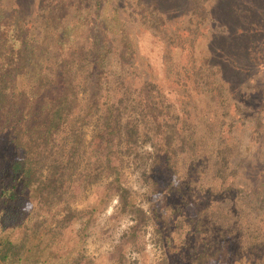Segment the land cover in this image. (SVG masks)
Listing matches in <instances>:
<instances>
[{"label":"rangeland","instance_id":"obj_1","mask_svg":"<svg viewBox=\"0 0 264 264\" xmlns=\"http://www.w3.org/2000/svg\"><path fill=\"white\" fill-rule=\"evenodd\" d=\"M0 10L22 20L43 74L61 47L82 62L72 72L82 91L125 96L135 137L112 160L129 201L149 216L131 231L137 215L121 210L113 176L68 183L69 225L53 228L62 198L24 203L29 227L48 236L23 264L51 251L64 258L77 240L93 264H194L201 251L214 257L207 264H264V0H0ZM104 31L97 66L91 49ZM91 130L86 155L106 160ZM167 134L177 152L155 161L153 142L165 147ZM222 156L224 181L215 175Z\"/></svg>","mask_w":264,"mask_h":264},{"label":"trees","instance_id":"obj_2","mask_svg":"<svg viewBox=\"0 0 264 264\" xmlns=\"http://www.w3.org/2000/svg\"><path fill=\"white\" fill-rule=\"evenodd\" d=\"M12 13L7 15L0 10V264H23L34 247L35 253L40 245L43 248L42 239L48 236L47 232L40 234L38 226L29 227L24 203L35 201L40 206L53 207L64 199L65 185L74 181L89 185L113 176L109 183H115L121 210L137 215L131 231L149 218L129 201L128 189L119 181V169L112 160L124 147L130 153V139L135 137L123 123L125 96L113 99L107 94L101 99L96 91H82L77 77L72 76V72L82 67V62L67 59V51L64 54L61 47L55 51L60 57L53 72L43 74L23 40L22 20ZM104 33L95 37L91 49L97 66L102 65L107 50ZM57 40L62 43V39ZM27 71L32 72L31 78ZM151 115L156 119L154 111ZM89 126L92 139L105 151L106 160L87 157ZM173 137L167 134L165 147L153 142L155 161L160 160L158 151L177 152L172 147ZM216 164L215 175L224 181L229 176L226 157L222 156ZM64 200L55 211L60 215L55 229L69 225L77 217L68 197ZM76 236L79 238L76 234L73 239ZM34 239L38 242H33ZM72 244L64 258L56 257L51 251L49 258H37L29 264H93L92 258L79 251L78 240ZM210 258L201 251L192 260L194 264H207Z\"/></svg>","mask_w":264,"mask_h":264}]
</instances>
